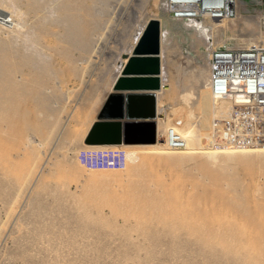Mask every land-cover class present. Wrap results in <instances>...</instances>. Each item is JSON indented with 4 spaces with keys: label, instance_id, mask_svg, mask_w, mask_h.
<instances>
[{
    "label": "rangeland",
    "instance_id": "obj_1",
    "mask_svg": "<svg viewBox=\"0 0 264 264\" xmlns=\"http://www.w3.org/2000/svg\"><path fill=\"white\" fill-rule=\"evenodd\" d=\"M67 1L0 0L14 20L0 28V68L14 54L4 67L21 89L16 110L0 106V264H264V150L203 149L193 126L212 117L207 43L261 36L264 0L202 33L203 19H174L162 0H81L64 13ZM150 19L159 111L187 147L121 146L124 169H86L78 150L95 146L83 137Z\"/></svg>",
    "mask_w": 264,
    "mask_h": 264
},
{
    "label": "built area",
    "instance_id": "obj_2",
    "mask_svg": "<svg viewBox=\"0 0 264 264\" xmlns=\"http://www.w3.org/2000/svg\"><path fill=\"white\" fill-rule=\"evenodd\" d=\"M162 1L165 12L174 19L221 20L232 19L237 14L236 0ZM262 25L264 28V18ZM205 49L206 89L211 98L225 103L227 109L220 116L214 114L206 128L198 119L193 122L194 129L202 132L198 145L203 149H264V31L257 40L239 46L215 43L211 39ZM250 82L255 86H249ZM162 117L160 114L158 118ZM165 122H161L162 127ZM178 127L170 123L159 136L168 147L184 149L190 136ZM99 146L79 149L77 162L91 170H121L130 162V153L125 148Z\"/></svg>",
    "mask_w": 264,
    "mask_h": 264
},
{
    "label": "water",
    "instance_id": "obj_3",
    "mask_svg": "<svg viewBox=\"0 0 264 264\" xmlns=\"http://www.w3.org/2000/svg\"><path fill=\"white\" fill-rule=\"evenodd\" d=\"M159 23L150 19L86 131L84 145H146L156 140V92L161 82L155 63L160 52ZM154 65L150 71L147 66Z\"/></svg>",
    "mask_w": 264,
    "mask_h": 264
},
{
    "label": "bare ground",
    "instance_id": "obj_4",
    "mask_svg": "<svg viewBox=\"0 0 264 264\" xmlns=\"http://www.w3.org/2000/svg\"><path fill=\"white\" fill-rule=\"evenodd\" d=\"M77 2H79L80 4H81V6L83 5L82 4V2H81V0H68L66 3H65V5L64 6H62V7H60V9L61 10H63V12L65 13V11H71V10H80L81 8H78L76 5H75V3H77ZM243 3V1L242 0H236V8H237V12H239L238 10H240V9H242L243 7H244V5L242 4ZM1 9V8H0ZM73 12V11H72ZM240 12H241V10H240ZM62 13V12H61ZM80 15V14H79ZM62 17V16H61ZM65 20H68V19H66L65 18ZM71 20V19H70ZM77 20H79V19H77ZM195 20H198V19H195ZM226 20V21H225ZM12 21H14V20H12V19H10V17H8L7 16V14H6V12L5 11H2V10H0V24H2L3 25V27H1L0 26V28L1 29H3V30H6L7 32L8 31H10L11 30V28L13 29V27H12V24L14 25V23H12ZM228 21H231V19H209V18H204L203 19V22L205 23H203L202 24V27L200 28V31H201V33L204 31V30H201V29H203V27L205 26H209V28H210V30L212 31V32H220V31H226V30H228V29H230V24H228ZM19 22V21H18ZM64 22V21H63ZM62 22V23H63ZM17 23V22H16ZM15 23V24H16ZM66 24H68L67 22H66ZM76 24H77V21L75 20V21H72L71 23L69 22V26H68V28H69V30L71 31V29L72 28H76ZM16 26H17V24H16ZM23 27V26H22ZM248 27H250V25H248L247 24V26H246V29L244 30V32L246 31V30H248ZM14 28H15V26H14ZM16 29H18V28H16ZM28 33H29V31H28ZM31 33V32H30ZM139 34V33H138ZM135 35V34H134ZM140 35V34H139ZM6 36V35H5ZM232 36V35H231ZM236 36V35H235ZM30 37H32V36H30ZM43 37V36H42ZM137 38H139L138 36H136ZM233 37H234V35H233ZM259 37H261V36H258V37H256V38H254V39H251V40H257ZM240 41V44H244L243 43V39H241V40H239ZM245 41V40H244ZM73 42V41H72ZM8 43V42H7ZM204 43V42H203ZM83 44V43H82ZM160 44V43H159ZM6 45V44H5ZM31 45V44H30ZM2 46V45H1ZM94 46H95V44H94ZM124 46V45H123ZM27 47V46H26ZM85 47V46H84ZM124 48V47H123ZM126 49V48H125ZM124 49V50H125ZM133 49V48H132ZM3 50V49H2ZM123 50V51H124ZM25 51V50H24ZM122 51V50H121ZM132 51V50H131ZM35 52V51H34ZM120 53V52H119ZM123 53V52H122ZM12 54V53H11ZM119 55V54H118ZM129 55V54H128ZM159 55V54H158ZM161 55V54H160ZM11 56H14V54H12V55H10L9 53H7L6 51L5 52H3V55H2V65L3 66H1V68H0V77H1V82H0V84H1V87H0V89H2V92H1V90H0V92L3 94V97H1V98H4L3 99V101L1 100L0 101V106L1 107H3V110H5V111H7V110H16L14 107H15V100H17L16 98H17V93H18V91L19 90H21L20 89V87L18 88V84H17V82H16V80L17 79H15V78H13L12 77V68H9V69H6L4 66H7V65H10L9 64V61H10V57ZM24 56V55H23ZM39 58V57H38ZM118 58H119V56H118ZM122 61H124V63L123 64H121L120 65V67H118V68H120L119 69V73L117 72V75L119 76V75H121L122 74V72H123V70H125V69H127L128 67H127V65H128V61L126 62V59L124 58V59H122ZM126 62V63H125ZM1 63V62H0ZM159 65V64H158ZM11 67V66H10ZM146 69H148V70H150V71H154L155 69H156V67L154 66V65H149V66H147L146 67ZM159 69V68H158ZM116 76V75H115ZM160 77V76H159ZM160 82H161V80H160ZM249 84V86H251V87H253V86H255L254 85V82H250V83H248ZM20 86V85H19ZM207 86H208V84H207ZM258 87V86H257ZM161 88H162V82H161ZM111 92H113V89H111ZM1 94V95H2ZM209 94V93H208ZM208 96V95H207ZM0 98V99H1ZM19 98V97H18ZM209 98L214 102V105H213V107H212V116L214 115V113H215V110L216 109H218L217 111L218 112H216V114H215V116H220V115H222V113L223 112H225L226 111V109H227V105L225 104V103H223V102H217V100H214L213 98H211L210 97V95H209ZM208 98V99H209ZM5 105H7V106H5ZM165 105V104H164ZM163 107V106H162ZM169 108V107H168ZM167 108V109H168ZM159 109H160V105H159V102H158V100H156V117H159L160 116V114H162L163 116H164V118H165V120H162V122H165L166 121V117H167V111L165 112V111H159ZM219 109H221V110H219ZM166 110V109H165ZM9 113V112H8ZM164 113V114H163ZM172 115V117H170V118H168L167 119V121L165 122V124L163 125V130L162 131H160L159 130V122L156 120V117H155V123H156V142L154 143V146H160V145H162V146H166L167 148H169V149H173V148H170V147H168L166 144H164V142L162 141V139H161V137L159 136L163 131H165L166 130V128H167V126L171 123L172 125H173V127L174 128H176L177 126H179V124L177 123V120L176 119H173V114H171ZM170 115V116H171ZM163 118V119H164ZM198 122L199 123H203V125L205 126V125H207L208 123H209V121H208V123H204L203 122V120H202V122H201V120L198 118ZM205 128H206V126H205ZM178 129H181L182 130V128L179 126L178 127ZM161 142H163V143H161ZM84 145V144H83ZM142 145V144H141ZM146 145H153V144H146ZM145 145V146H146ZM85 146H94V145H85ZM97 147H100V146H98V145H96ZM95 146V147H96ZM101 146H108V145H101ZM112 146H129V145H112ZM134 146H137V145H134ZM246 149H257V150H259V149H262V150H264L263 148H246ZM174 150H183V149H174Z\"/></svg>",
    "mask_w": 264,
    "mask_h": 264
},
{
    "label": "crops",
    "instance_id": "obj_5",
    "mask_svg": "<svg viewBox=\"0 0 264 264\" xmlns=\"http://www.w3.org/2000/svg\"><path fill=\"white\" fill-rule=\"evenodd\" d=\"M89 128V127H88Z\"/></svg>",
    "mask_w": 264,
    "mask_h": 264
}]
</instances>
